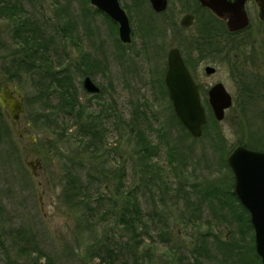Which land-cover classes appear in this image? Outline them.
<instances>
[{"label": "rangeland", "instance_id": "obj_1", "mask_svg": "<svg viewBox=\"0 0 264 264\" xmlns=\"http://www.w3.org/2000/svg\"><path fill=\"white\" fill-rule=\"evenodd\" d=\"M24 1L26 7L40 20L47 19L49 29L55 34L56 20L53 15L55 7L56 5H67L65 9L68 11L72 23L77 24L78 36H76V46L69 38L60 39L61 48H65L73 56H78L80 51L90 50L99 59L98 71L90 76L103 89L101 97L85 90L82 85V77L80 81L83 88L79 90L80 100L90 110L99 111L108 107L107 119H104L108 130L105 146L110 149L108 164L114 174H118L116 172L118 166H125V189H132L139 184V174L136 170L139 169L140 165L138 154L135 151V141L133 137L129 136L127 124L126 122L123 123V119L129 118L131 110L135 106L147 113L148 120L154 128L147 133L153 142L159 143L160 149L159 154L146 160L162 168V177L157 178L158 186H155L152 191L154 199L158 200V213L151 218L148 213L154 212L153 204L150 201L152 198L144 181L146 175L141 172L139 198L145 218L149 220L148 223L152 227L154 240L145 237L138 252L140 256H144V260L149 264H177L176 256L179 254V251H176L177 248L191 247L195 235L207 231L204 220L210 216L208 207L205 205L201 212L202 221L200 223L188 220L190 213L182 198L176 196L172 188L176 187L179 179H181L184 188L190 189L193 194V184L197 183L198 187L203 188L209 181L221 176V174H229L228 168L215 170L217 160L212 159L214 149L208 145L207 139L190 137L185 138L181 143L178 139L181 130L173 119V106H171V100L165 91V84L162 83V72L164 76L167 55L172 46L179 47L185 54L183 39H179V36H185V33L164 37L141 35L140 22L134 19L132 22V42L124 45V48H118L115 41L116 37H119L118 29L117 33L112 31L102 12L93 14V5L90 1ZM249 12L252 20L244 34L248 33L250 39L261 47L264 25L259 21L258 8L252 6ZM63 21V19H59L61 24ZM11 26L12 21L10 19L0 20V33L5 35ZM260 47L258 48L264 49ZM262 55L264 57V54ZM207 63L212 64L214 62L209 60L199 62L195 72V79L200 83L201 88L205 90L214 82L222 81L234 98V106L232 105L226 110L224 119L219 123L227 139L226 148L230 149L231 145L239 141V138L244 139L245 136H248V134L244 136L247 133L246 129L238 130L242 111L235 105L237 79L231 72L230 63L217 61L216 64L214 63L217 67L216 72L206 74L204 66ZM249 69L252 72L251 65ZM7 82L0 77V87ZM8 84L11 86L14 84L21 89L25 97V110L18 119H13L9 110H7L6 115L14 139L19 146L17 153H13L11 157L8 147L0 144V238L4 242H0V264H18L19 262L23 264L25 262V256L20 252L16 241L13 239V237L16 238V232L12 236L9 232L10 228L20 226L31 230L38 248L45 251L56 264H82L86 261L89 264H105L100 262L98 257L89 260L86 248L93 240L102 236L106 230L110 236L113 235V240L123 243L131 242L130 233L120 224H117L115 218L110 221H99L98 218H93L96 224L95 233L84 230V222L80 215L61 201L63 178L61 159L65 156L63 154L72 152L69 145H72L73 148L79 146V151L82 148L75 142L77 139L74 137L76 136V126L71 125L65 132V137L58 139L56 129L33 125L26 114V98L34 92L28 78H24L23 86L15 81ZM202 101L205 109H207L204 103V93ZM255 110H264V104L253 103L252 109L247 112V115L249 113L250 116L252 115V123L249 128L256 131V137L264 142V114L261 112L262 115L256 116ZM65 121L68 122V119L65 118ZM179 150L191 155V157H186V159L188 158V167H180L183 171L179 169V177H174L172 165L176 166L181 162L178 155ZM75 154L77 159L88 160V156L83 155L82 152H75ZM206 155L211 160L212 166L209 165L210 168L205 166V159L209 160ZM36 159L39 161L38 163ZM29 161H33V163L29 164ZM143 164L144 160L141 159V169ZM116 181L117 179L112 178L110 187H107L108 191H104L105 194L114 191ZM106 203L105 208L109 206V202ZM121 204L122 201L119 198L116 207L117 212L120 210ZM230 228L226 225L220 227L223 238L230 237ZM163 230L167 233L158 234ZM163 236L169 237V240H164ZM44 260L46 257L41 259V261Z\"/></svg>", "mask_w": 264, "mask_h": 264}, {"label": "trees", "instance_id": "obj_2", "mask_svg": "<svg viewBox=\"0 0 264 264\" xmlns=\"http://www.w3.org/2000/svg\"><path fill=\"white\" fill-rule=\"evenodd\" d=\"M65 8L67 5H56L53 12L56 20H54L55 34L49 29L47 19L40 20L26 7L24 0H0V20L8 18L12 21V26L7 33L5 35L0 33V77L3 81H8L7 83L15 81L20 86H23L24 78H28L34 92L26 98V114L33 125L56 129L58 139L65 137V132L71 125L76 126L74 137L78 140L75 139V142L82 148L79 151V146L73 148L69 145L72 152L63 154L65 156L61 159L63 170L61 201L80 215L84 222V230L95 233L96 224L93 218H98L99 221H110L115 218V222L130 233L131 242L123 243L113 240V235L110 236L106 230L86 248L89 260L98 257L100 262L105 264H149L138 252L145 237L153 239L154 235L148 223L149 220L145 218L139 198L141 172L146 175L144 181L152 198L150 201L154 212L148 213V216L152 218L158 213V200L154 199L152 191L155 186H158L157 178L162 177V168L146 159L159 154L160 145L153 142L147 133L154 128L145 110L137 106L132 108L129 118L123 119V123L126 122L128 134L135 141V151L140 165L136 170L139 174V184L132 189H125V166H118L116 168L118 174H114L108 164L110 149L105 146L108 130L104 120L107 119L108 107L99 111L90 110L80 100L79 90L83 88L80 79L84 75H94L98 71L99 59L90 50L80 51L78 56H73L60 46L62 38L71 39L76 46V36H78L77 24L72 23ZM92 12L98 14L101 11L93 6ZM103 14L112 31L117 33L118 24L107 14ZM59 19L64 20L62 24ZM209 19L210 21L206 24H197L193 34L188 39H183L185 54H182L185 63L193 76L197 70L196 66L203 60L226 61L227 64H231L230 69L236 76L238 86L235 105L242 111L238 130L246 129L247 133L244 136L248 134L244 139L239 138L237 143L264 150V142L256 137V131L249 128L252 115L250 116V113L249 116L247 115V112L252 109L255 89L252 72L249 69L251 54L260 46L250 39L248 33L244 34L250 25L243 30L230 32L226 25L217 19L212 17ZM115 41L118 48L128 45L124 44L119 37H116ZM260 45V48H264V36ZM162 83L165 84L163 72ZM165 91L168 93L166 87ZM102 92L101 88V91L94 95L100 96ZM204 94L207 121L203 125L202 135L198 138L191 135L172 109L173 119L181 130L178 139L180 143L190 137L207 139L208 145L214 149L212 159L217 160L215 170L228 168L229 174H221L203 188L198 187L197 183L193 184V194L190 189L184 188L181 179L178 185L172 188L175 195L182 198L190 213L188 220L200 223L201 212L205 205L208 207L210 216L204 220L207 231L197 233L191 247L177 248L176 251H179V254L176 256V262L177 264H262L261 257L255 248L254 227L250 213L234 192V176L226 161L229 150L237 143L231 145L230 149L226 148L227 139L219 125L220 121L214 116L206 92ZM44 142L47 141L44 140ZM0 144L8 147L11 157L13 153H17V148L19 149L1 103ZM75 152L87 155L88 160L77 159ZM178 155L181 162L176 166L172 165L174 177H179L180 167H188L186 157H191L180 150ZM206 157L209 158L208 155ZM141 159L144 160L142 169ZM210 161V158L205 159L207 168H210L209 165L212 166ZM170 162L172 163L171 160ZM112 178L117 179L115 189L111 192L112 194H105L104 191H108ZM119 198L122 204L117 212ZM106 202H109V206L105 208ZM223 225L231 227V235L228 238L221 236L220 227ZM21 227L10 228L9 232L11 236L16 232L15 237L19 240L14 237L13 239L25 256L23 264H56L45 251L38 248L31 230ZM164 233L167 232L165 230L158 232L160 235ZM163 239L169 240V237L163 236ZM0 242H3L1 238ZM43 257H46V260L41 261ZM82 264L89 263L86 261Z\"/></svg>", "mask_w": 264, "mask_h": 264}, {"label": "water", "instance_id": "obj_3", "mask_svg": "<svg viewBox=\"0 0 264 264\" xmlns=\"http://www.w3.org/2000/svg\"><path fill=\"white\" fill-rule=\"evenodd\" d=\"M156 3V0H154ZM226 21L230 31L249 26L250 17L245 9V0H201ZM260 16L264 20V0H256ZM100 11L108 14L118 24L119 38L123 43L132 42V27L129 15L119 0H90ZM160 7V6H159ZM191 21L184 22L189 25ZM216 70L213 64L204 67L206 74ZM165 82L176 115L193 137H200L207 113L202 103L199 85L185 63L179 47H172L167 55L164 73ZM82 85L90 93H98L101 87L90 75H85ZM0 97L1 104L7 106L13 119H18L25 110L24 95L17 86ZM208 101L217 120L224 119L226 110L233 105V95L222 81L211 85ZM226 161L234 176V191L240 202L250 212L254 227L255 248L264 264V150L252 148L244 143L235 144L226 156ZM39 161H37L38 163ZM33 161H29L32 164Z\"/></svg>", "mask_w": 264, "mask_h": 264}, {"label": "flooded vegetation", "instance_id": "obj_4", "mask_svg": "<svg viewBox=\"0 0 264 264\" xmlns=\"http://www.w3.org/2000/svg\"><path fill=\"white\" fill-rule=\"evenodd\" d=\"M119 2H120V5L126 10L127 14L129 15L131 27H132V22L134 19L140 22L141 35H148L151 37H153V35H156V37L157 36L164 37V36L171 35V34L178 35L183 32L185 33V36H179V39L180 38L188 39L193 34L194 30L196 29V25L206 24L207 22L210 21L209 19L210 17L215 18L219 22L226 25V21L217 17L216 14L212 11V9L209 8L207 5L203 4L201 0H156V3L154 0H119ZM244 5L250 17V23L252 20V16L249 12V9L252 8V6L258 8L259 21L261 23H264L263 18L260 16V9H259V5L256 2V0H245ZM186 21H191V23L189 25H185L184 22ZM243 29H240V30H243ZM132 31H133V28H132ZM236 31H239V30H236ZM230 32H234V31H230ZM262 54H264V49L255 48L252 51L251 60H250L251 66H252L253 85L255 88L253 103L255 104L257 103L264 104V57ZM214 63L212 64L214 65ZM207 64H211V63H207ZM166 66H167V63H166ZM197 66H196V69H197ZM216 70H217V67H216ZM193 77L195 78V76ZM198 85H199V92L202 98V95L204 93V88H201L200 83H198ZM211 85L205 89L207 97H208V91ZM5 86H9L10 90H12L13 87H15L16 85L13 84L11 86V84L3 83L2 86L0 87V97H4V95L9 92V90L6 89ZM165 87L167 89L166 82H165ZM167 92H168V89H167ZM168 96L170 98L169 92H168ZM24 102H25V97H24ZM1 105L3 106L4 112L7 115V110H8L7 106L3 104ZM255 108H257V106H255ZM261 112L264 114V110H259V111L255 110L254 114L256 116H258L259 114L262 115ZM36 161L38 160L36 159Z\"/></svg>", "mask_w": 264, "mask_h": 264}]
</instances>
